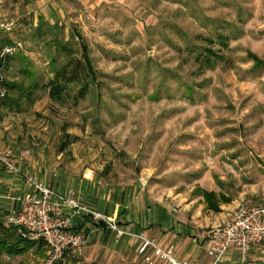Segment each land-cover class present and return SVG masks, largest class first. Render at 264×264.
<instances>
[{"label":"rangeland","instance_id":"1","mask_svg":"<svg viewBox=\"0 0 264 264\" xmlns=\"http://www.w3.org/2000/svg\"><path fill=\"white\" fill-rule=\"evenodd\" d=\"M62 4L70 23L39 32L29 21L4 34L23 44L6 76L24 89L37 85L33 101L24 96L21 110L4 111L44 120L48 154L60 155L64 141L65 155L81 161L82 170L95 167L102 179L147 180L162 195L173 189L187 198L201 183L218 185L220 176L229 187L235 178V190L257 177L264 167V0ZM52 40L71 44L82 60L61 102L50 98L47 84L57 70L53 58L61 66L69 56ZM48 253H3L0 264H45ZM114 264L146 263L133 253Z\"/></svg>","mask_w":264,"mask_h":264},{"label":"crops","instance_id":"2","mask_svg":"<svg viewBox=\"0 0 264 264\" xmlns=\"http://www.w3.org/2000/svg\"><path fill=\"white\" fill-rule=\"evenodd\" d=\"M62 2L32 0L26 6L18 0H7L3 14L15 18L17 27H27L29 21L34 26H39L41 21L52 25H60L64 20L70 23L71 18L65 19ZM4 110L7 109H0V151L16 147L17 155L21 157L16 160L20 172L9 170L0 161V223L4 227L8 226L6 218L10 211L20 207V198L27 190L25 175H29L52 184L60 192L74 191L83 204L116 217L121 227L155 239L164 248L173 247L181 259L197 258L200 262H209L211 258L205 247L193 241L198 230L227 221L244 200L242 198L247 197L255 205L264 203L263 166L257 177L247 181L241 190H235V178L232 177L229 187V182L225 181L227 178L220 176L216 186L208 183L209 187H203L201 183L191 188L189 191L193 194L188 198L173 189L162 195L156 184L146 186L147 180L133 183L125 182L123 178L102 179L96 175L95 167L82 170L81 161L68 159L65 149H61L60 155L55 152L48 154L45 121L41 122L36 114L20 116ZM34 111L42 112L37 106ZM209 193L214 196H208ZM75 229L91 231L90 245L81 256L64 260L76 259L81 264H114L116 259L123 260L134 253V260L141 258L145 262L144 255L140 253V238L124 236L117 242L115 233L106 224L85 216L76 218ZM240 261L241 252L233 249L228 252L225 264H240ZM249 263L264 264V244L252 248ZM156 264L166 263L156 258Z\"/></svg>","mask_w":264,"mask_h":264},{"label":"built area","instance_id":"3","mask_svg":"<svg viewBox=\"0 0 264 264\" xmlns=\"http://www.w3.org/2000/svg\"><path fill=\"white\" fill-rule=\"evenodd\" d=\"M18 1L28 6L32 0ZM6 2L0 0V39L2 34L15 31L18 25L15 18L3 14ZM85 13L91 17L89 8L85 9ZM22 46V42H14L0 48V98L5 95L3 74L6 60L16 55ZM18 157L11 149L0 151V161L13 172H20L16 160L21 157ZM25 184L27 190L20 198V207L10 211L6 222L8 226L17 228L24 238L46 242L49 253L45 264H56L66 257L76 258L86 252L91 241V231L75 229L76 218L83 216L106 224L115 233L117 242L124 236L140 238V253L144 255L147 264H156V258L166 264H225L228 252L233 249L241 252L240 264H250L252 248L264 244V203L253 205L243 200L227 221L199 229L193 241L201 243L211 258L209 262H200L197 258L181 259L176 256L173 247L164 248L155 239L121 227L116 217L83 204L72 190L60 192L52 184L29 175H25Z\"/></svg>","mask_w":264,"mask_h":264},{"label":"trees","instance_id":"4","mask_svg":"<svg viewBox=\"0 0 264 264\" xmlns=\"http://www.w3.org/2000/svg\"><path fill=\"white\" fill-rule=\"evenodd\" d=\"M56 26L41 21V24H39L38 26V31L41 32L42 28L44 29L48 28V30L53 29ZM12 43H14V41L11 40L9 36H5L3 34L0 39V48H2L7 44H12ZM53 43H55V47L58 50V52L67 53V55L69 56V60L61 66L57 65V58L56 57L53 58V65L57 70L54 79L49 80V83L47 84V88H49L50 98H52L54 101L61 102L64 99L69 84L71 82L76 81V78L78 77V73L79 71H81L80 66L82 65L81 64L82 60L79 59L78 57L73 56L75 50L71 44L65 43L64 40H55L54 42L51 43V46L53 45ZM81 51H82L83 59L86 62V69L88 71V74L94 76L95 72L93 71L94 68L92 65V58H90L89 56L90 54L89 47L86 43L82 44ZM14 57H16V55L8 57L6 60L5 71L3 74L4 75L3 86L5 88V95L0 98V109H7L10 111L12 109L21 110V108L23 107L22 99L24 98V96L27 97L28 100L33 101L34 89L35 86H37L35 84L32 87H28L27 89H24L22 82L20 83H15L14 81L12 82L10 78L6 76L7 72L9 71V66L11 64V61L13 60ZM1 66H2V62H0V69ZM21 70L25 72L23 69ZM0 80H1V76H0ZM84 83L85 84L80 90L81 97L87 94L89 80H86ZM67 145L68 143L64 142L62 145V149H65ZM208 196H214V194L209 193ZM34 249L36 251L38 250L42 251L43 254H46L49 251V248L44 240H39V241L29 240L27 238H24L21 234H19L17 228L12 226L4 227L0 223V254L4 253L6 255H9L10 257H17L20 255H24ZM62 261L63 260H60L56 264H61Z\"/></svg>","mask_w":264,"mask_h":264}]
</instances>
